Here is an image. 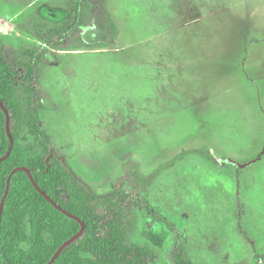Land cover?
Segmentation results:
<instances>
[{"label":"rangeland","instance_id":"1","mask_svg":"<svg viewBox=\"0 0 264 264\" xmlns=\"http://www.w3.org/2000/svg\"><path fill=\"white\" fill-rule=\"evenodd\" d=\"M88 1L86 27L50 47L39 71L42 129L100 192L132 161L148 176L208 147L218 164L191 154L150 185L124 188L175 224L196 264H264V0ZM72 3L0 0L16 70L28 45L42 44L19 23L38 13L67 24ZM128 218L146 264H173L166 223L144 208Z\"/></svg>","mask_w":264,"mask_h":264},{"label":"trees","instance_id":"2","mask_svg":"<svg viewBox=\"0 0 264 264\" xmlns=\"http://www.w3.org/2000/svg\"><path fill=\"white\" fill-rule=\"evenodd\" d=\"M72 1L67 24L49 22L38 13L19 23L42 42L28 45L20 71L7 59L0 38V264H146L151 254L129 239L133 221L128 216L135 207L174 234L173 264H196L175 224L123 185L133 179L136 186H148L191 154L218 164L208 147L184 149L148 176L132 161L117 186L99 192L42 129L39 71L51 57L50 47L86 27L89 1ZM25 133L28 141L22 139Z\"/></svg>","mask_w":264,"mask_h":264},{"label":"water","instance_id":"3","mask_svg":"<svg viewBox=\"0 0 264 264\" xmlns=\"http://www.w3.org/2000/svg\"><path fill=\"white\" fill-rule=\"evenodd\" d=\"M97 32H95V31H88V35H93V36H97ZM22 168H24V169H26L25 167H22ZM16 170V169H15Z\"/></svg>","mask_w":264,"mask_h":264},{"label":"flooded vegetation","instance_id":"4","mask_svg":"<svg viewBox=\"0 0 264 264\" xmlns=\"http://www.w3.org/2000/svg\"><path fill=\"white\" fill-rule=\"evenodd\" d=\"M243 166H244V164H238V168L243 167ZM240 169H241V168H240ZM122 178H123V177H122ZM122 178H121V179H122ZM131 180H133V179H131ZM128 181H129V180H128ZM128 181H126V182H128ZM86 182H87V181H86ZM90 185H91V184H90ZM117 185H118V184H117ZM117 185H116V186H117ZM123 186H124V185H123ZM111 190H112V189H111ZM109 191H110V190H109ZM99 192H100V191H99ZM105 192H107V191H105Z\"/></svg>","mask_w":264,"mask_h":264}]
</instances>
